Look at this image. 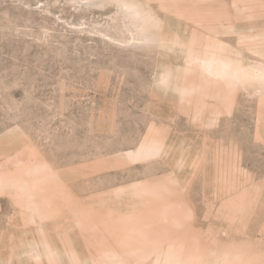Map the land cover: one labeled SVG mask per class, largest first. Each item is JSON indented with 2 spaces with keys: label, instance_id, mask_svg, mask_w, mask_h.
<instances>
[{
  "label": "rangeland",
  "instance_id": "1",
  "mask_svg": "<svg viewBox=\"0 0 264 264\" xmlns=\"http://www.w3.org/2000/svg\"><path fill=\"white\" fill-rule=\"evenodd\" d=\"M0 264H264V0H0Z\"/></svg>",
  "mask_w": 264,
  "mask_h": 264
}]
</instances>
